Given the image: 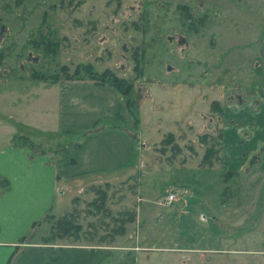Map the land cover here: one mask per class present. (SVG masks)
<instances>
[{"label": "rangeland", "instance_id": "rangeland-1", "mask_svg": "<svg viewBox=\"0 0 264 264\" xmlns=\"http://www.w3.org/2000/svg\"><path fill=\"white\" fill-rule=\"evenodd\" d=\"M86 65L132 85L136 154L118 173L60 185L21 247L48 246L47 264H62L61 250L75 247L108 250L112 264H264V144L237 172L219 142L228 123L239 148L251 130L264 132L251 119L264 105V0H0V70L65 80L64 67L81 77ZM2 75L0 89L14 87L15 76ZM8 100L0 91L1 120L39 121L40 106L27 112ZM226 108L238 118L228 122ZM34 137V149L65 159L57 142L69 136ZM210 146L211 165L203 161ZM170 192L177 198L166 203ZM60 219L76 227L62 236Z\"/></svg>", "mask_w": 264, "mask_h": 264}, {"label": "crops", "instance_id": "crops-1", "mask_svg": "<svg viewBox=\"0 0 264 264\" xmlns=\"http://www.w3.org/2000/svg\"><path fill=\"white\" fill-rule=\"evenodd\" d=\"M5 28L2 26L1 32ZM8 30L11 28L7 26ZM0 72L9 82L16 77L9 84L14 87L0 89L9 105L27 104L22 110L27 112L40 106L36 122L25 115L13 117L9 122L0 118V264H47L48 246L38 243L22 248L20 238L31 235L34 224L52 209L59 198L60 185L72 179L118 173L130 165L136 154L132 130L137 120L128 96L113 85L90 79L38 80L32 76L27 81L10 69ZM31 98L39 103L32 107ZM1 109L0 105V114ZM233 112L232 108L225 109L228 122L238 118ZM252 116V122L257 119L264 131V105ZM51 117L55 119L52 123L48 121ZM251 131L246 147L239 148L235 127L231 123L225 126L222 140L229 151L228 169L243 172L255 146L264 144L262 129ZM41 132L59 138L69 136L65 144L57 142L61 148L65 147V159L56 162L51 153L34 149L32 143H37L34 135ZM25 135L28 142L16 144ZM261 169L264 171V164ZM110 256V251L102 248L88 251L75 247L61 250L60 263L112 264Z\"/></svg>", "mask_w": 264, "mask_h": 264}, {"label": "trees", "instance_id": "trees-1", "mask_svg": "<svg viewBox=\"0 0 264 264\" xmlns=\"http://www.w3.org/2000/svg\"><path fill=\"white\" fill-rule=\"evenodd\" d=\"M63 70H64V73H66L65 74V80L90 79V80H93V81H95L97 83L110 84V85H113V86L117 87L119 89V91L122 94L126 95V96H128L130 94L131 89H132V85L129 82H127L125 79L119 77L115 72H113L110 69H107V70H105L103 72H98V71H96L94 69V67L92 65H86L84 67V71H85L84 74L85 75L81 76V77H80V75L82 74L83 70H80V68H78L75 71L74 75H69V73H67V71H68L67 67H64ZM34 76L35 77H41V79L48 80V77L43 76V75H39V74L35 73ZM76 77H78V78H76ZM51 78L53 80H59L60 79V74H56V75H54ZM128 103H129V106H130V100L129 99H128ZM132 112L134 113L133 110H132ZM221 135H220V138H219L220 139V141H219L220 145H222ZM25 139L27 141L29 140V138H27V137H25ZM174 140H175L174 134L170 133V134H168V136H167V138L165 139L164 142L165 143H172ZM174 147L176 148L177 145H174L173 148ZM216 152H217V149L215 148V146H210L207 149L206 153H205L203 161L205 163L211 165L212 164V159L216 156ZM229 173H231L233 175L236 172L229 171ZM132 219H133V215H130L129 217L122 219V224L118 228V230L119 231L121 230L122 232H124L125 231L126 222L129 221V220H132ZM74 226L76 227V225L73 224L71 219H60V220L57 221L55 229H56V232L58 234H60L62 236H65L66 234L70 233L71 228L74 227Z\"/></svg>", "mask_w": 264, "mask_h": 264}, {"label": "built area", "instance_id": "built-area-1", "mask_svg": "<svg viewBox=\"0 0 264 264\" xmlns=\"http://www.w3.org/2000/svg\"><path fill=\"white\" fill-rule=\"evenodd\" d=\"M176 198H177L176 194H175L174 192H170V193L166 196L165 200H166V203H171V202H173L174 200H176Z\"/></svg>", "mask_w": 264, "mask_h": 264}, {"label": "water", "instance_id": "water-1", "mask_svg": "<svg viewBox=\"0 0 264 264\" xmlns=\"http://www.w3.org/2000/svg\"><path fill=\"white\" fill-rule=\"evenodd\" d=\"M185 38H183V37H181L180 39H179V42L182 44V43H184L185 42Z\"/></svg>", "mask_w": 264, "mask_h": 264}]
</instances>
